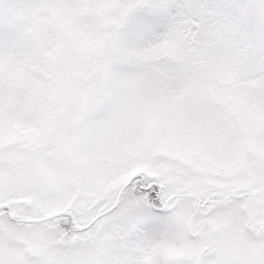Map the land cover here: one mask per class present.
Here are the masks:
<instances>
[{"label": "snow or ice", "instance_id": "obj_1", "mask_svg": "<svg viewBox=\"0 0 264 264\" xmlns=\"http://www.w3.org/2000/svg\"><path fill=\"white\" fill-rule=\"evenodd\" d=\"M0 264H264V0H0Z\"/></svg>", "mask_w": 264, "mask_h": 264}]
</instances>
